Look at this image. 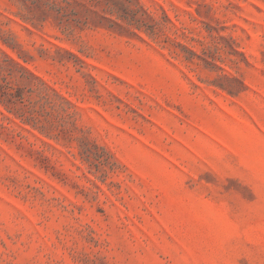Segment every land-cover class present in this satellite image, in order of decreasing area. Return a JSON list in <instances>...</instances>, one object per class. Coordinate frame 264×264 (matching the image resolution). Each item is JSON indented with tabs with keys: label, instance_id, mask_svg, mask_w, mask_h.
Masks as SVG:
<instances>
[{
	"label": "rangeland",
	"instance_id": "374dc122",
	"mask_svg": "<svg viewBox=\"0 0 264 264\" xmlns=\"http://www.w3.org/2000/svg\"><path fill=\"white\" fill-rule=\"evenodd\" d=\"M0 264H264V0H0Z\"/></svg>",
	"mask_w": 264,
	"mask_h": 264
}]
</instances>
